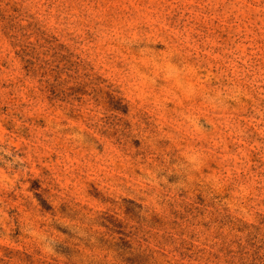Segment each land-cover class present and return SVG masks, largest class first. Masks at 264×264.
I'll return each instance as SVG.
<instances>
[{
    "label": "rangeland",
    "instance_id": "374dc122",
    "mask_svg": "<svg viewBox=\"0 0 264 264\" xmlns=\"http://www.w3.org/2000/svg\"><path fill=\"white\" fill-rule=\"evenodd\" d=\"M0 264H264V0H0Z\"/></svg>",
    "mask_w": 264,
    "mask_h": 264
}]
</instances>
